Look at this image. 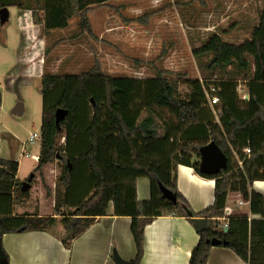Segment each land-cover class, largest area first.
Here are the masks:
<instances>
[{
  "label": "trees",
  "instance_id": "1",
  "mask_svg": "<svg viewBox=\"0 0 264 264\" xmlns=\"http://www.w3.org/2000/svg\"><path fill=\"white\" fill-rule=\"evenodd\" d=\"M109 1L40 0L33 8L30 3L0 0V9L31 10L44 32L65 29L77 17L78 34L98 38L91 10ZM193 54L199 59L208 57L207 69L219 73V79L201 81L187 75L172 79L161 72L148 77L116 76L104 72L99 64L82 73L42 74V138L35 172L56 161L61 165L56 188L48 189V194L55 193L54 208L61 212L66 232L62 241L67 247L98 217L107 215L113 203L114 215L132 218L137 247L133 264L143 259L147 225L171 214L186 216L193 223L195 217L205 218L206 228L198 231L200 239L189 264H207L215 238L220 240L218 246L232 249L248 264H264V194L252 188L255 181H264V10L250 38L234 43L215 32ZM182 82L189 87L186 98L180 93ZM242 82L248 98L239 93ZM211 83L220 87L214 109L204 88ZM60 107L68 115L58 126L55 113ZM61 136L64 145L58 143ZM210 141L228 157L227 167L217 174L199 169V148ZM73 142L79 146L72 149ZM248 146L251 153L247 155L243 150ZM180 163L215 180L212 205L193 210L178 188ZM19 165L14 159L0 158V261L8 259L5 234L49 231L57 223L55 216L14 212L17 198L29 191L21 190ZM140 177L150 179L149 200L138 199ZM163 187L176 196V203ZM231 191L249 200L252 214L258 217L235 215L227 229H220L218 218L224 214ZM70 205L72 210H67Z\"/></svg>",
  "mask_w": 264,
  "mask_h": 264
},
{
  "label": "rangeland",
  "instance_id": "2",
  "mask_svg": "<svg viewBox=\"0 0 264 264\" xmlns=\"http://www.w3.org/2000/svg\"><path fill=\"white\" fill-rule=\"evenodd\" d=\"M17 1L30 3L33 8L40 3ZM21 10L23 25L27 27L24 35L18 20ZM262 10L264 0H113L109 7L92 9L98 35L94 38L78 34L77 17L65 29L44 32L43 26L34 22L31 10L11 6L8 20L0 22V157L20 162L17 177L22 183L35 173L28 193L17 198L16 213L37 212L41 206L49 208L55 193L49 195L48 189L55 190L61 173L58 161L35 172L38 161L33 156H22L24 150L38 154L41 149V139L34 143L24 141L35 132L41 133L44 72L82 73L99 64L104 72L116 76L148 77L161 72L172 79L187 75L216 80L220 75L207 69L209 58L199 59L193 50L215 32L234 43L250 38ZM126 20H132L136 31L125 26ZM107 24L115 30L107 31ZM127 31L130 38L141 40L136 47L124 42ZM21 40L24 48L19 64ZM34 64L39 67V75L29 76ZM244 83L238 89L242 97L247 92ZM180 93L183 98L189 94L184 82ZM20 102L24 113L16 115L13 109ZM65 142L63 136L58 140L59 145ZM75 144L72 149L79 146ZM70 200L73 204V196Z\"/></svg>",
  "mask_w": 264,
  "mask_h": 264
},
{
  "label": "crops",
  "instance_id": "3",
  "mask_svg": "<svg viewBox=\"0 0 264 264\" xmlns=\"http://www.w3.org/2000/svg\"><path fill=\"white\" fill-rule=\"evenodd\" d=\"M112 1L110 0L107 5L102 7L111 6ZM115 9L118 8L115 7ZM107 15L109 16V14ZM23 17L24 12L21 10L18 14V20L19 27L24 35V30H27V27L23 25ZM91 19H93L92 16ZM125 23L127 28L134 30V26L131 25L133 23L132 20H126ZM115 28L113 26L108 27V24L106 25L107 31L115 30ZM130 34L127 31L124 42L128 43L129 46L136 47L141 40L135 36L130 38ZM144 41L147 42L146 40ZM19 47L18 62L20 64V61L23 60L20 58L24 48L22 40ZM38 68L34 64L32 66L34 71L28 75H39ZM11 76L15 77L16 75ZM8 80H11V78ZM29 154V156L33 157L40 156V152L38 154ZM34 159L39 161L35 157ZM177 176L178 188L194 211H202L214 203V179L201 176L192 166L184 163L178 165ZM256 182L264 181L257 180L252 185V188L264 194V188L257 189L255 186ZM137 192L139 200L150 199L151 185L148 177L138 178ZM240 199H243L245 204L240 205L238 203ZM16 204L14 205L15 213L17 211ZM228 205L232 206L237 214L246 215L250 219L258 217L252 214L250 201L245 200L238 191L229 193ZM54 207L55 199L51 202L49 208L41 206L37 212H23L40 216H55L57 223L51 230H34L4 235L3 245L8 254L7 262L9 264H117L115 253L129 261H133L136 258L137 247L131 230L132 218L130 216L114 215L113 203L110 204L107 215L98 217L93 225L72 241L71 247H67L62 241L66 232L61 223L62 216L58 214L61 212H57ZM198 231L195 223L191 222L186 216L171 214L155 218L145 229L144 256L140 264H189L192 250L200 239ZM4 259L6 260L5 257ZM207 264L248 263L232 249L214 245L210 251Z\"/></svg>",
  "mask_w": 264,
  "mask_h": 264
},
{
  "label": "water",
  "instance_id": "4",
  "mask_svg": "<svg viewBox=\"0 0 264 264\" xmlns=\"http://www.w3.org/2000/svg\"><path fill=\"white\" fill-rule=\"evenodd\" d=\"M10 16L9 7H3L0 9V20L1 23H5ZM13 113L16 115H22L24 113L23 103H18L17 106L13 109ZM68 110L62 107L58 108L55 113L56 124L61 125V122L67 117ZM200 153V164L199 169L203 173L207 174H217L221 170L225 169L228 165V157L220 146L215 141H210L206 145H202L199 148ZM35 177V173L31 177L22 183L21 190L23 192L27 191L31 186V181ZM165 195L170 198L174 203L177 202L176 196L165 187L162 188ZM195 225L199 231H202L206 228V221L203 217H195ZM227 229V228H226ZM220 242L218 239H213L212 243L217 245ZM115 260L117 264H133L132 261L121 258L117 253H115ZM0 264H9L6 260H1Z\"/></svg>",
  "mask_w": 264,
  "mask_h": 264
},
{
  "label": "built area",
  "instance_id": "5",
  "mask_svg": "<svg viewBox=\"0 0 264 264\" xmlns=\"http://www.w3.org/2000/svg\"><path fill=\"white\" fill-rule=\"evenodd\" d=\"M33 66V65H32ZM201 81H203V79H201ZM205 88V93H206V97L208 99V103L209 106L214 109V106L219 102V97L218 95H216V93L220 90V87H218L217 85H215L214 83H211L209 85L204 86ZM243 98H248L247 94L243 95ZM214 112L216 113V111L214 110ZM42 138V133H33L31 134L25 141L24 144L27 142H31L34 143L36 139H41ZM245 154H250L251 153V148L245 147L244 150ZM26 155L29 156L30 154L27 151H23L22 156ZM37 160L39 159V156H34ZM239 164L242 165L243 161L241 159H239V157L237 156ZM238 203L240 205L245 204V201L243 199L238 200ZM235 215H243V214H237L235 213L234 209L232 208V206L227 205L225 210H224V214L222 217L218 218L219 221V228L223 229V228H227L229 225V219L232 216Z\"/></svg>",
  "mask_w": 264,
  "mask_h": 264
},
{
  "label": "bare ground",
  "instance_id": "6",
  "mask_svg": "<svg viewBox=\"0 0 264 264\" xmlns=\"http://www.w3.org/2000/svg\"><path fill=\"white\" fill-rule=\"evenodd\" d=\"M255 186H256L257 189L264 188V182H256Z\"/></svg>",
  "mask_w": 264,
  "mask_h": 264
}]
</instances>
